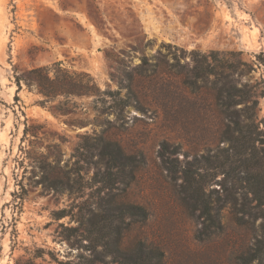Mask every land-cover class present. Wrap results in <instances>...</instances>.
Instances as JSON below:
<instances>
[{"label":"rangeland","instance_id":"1","mask_svg":"<svg viewBox=\"0 0 264 264\" xmlns=\"http://www.w3.org/2000/svg\"><path fill=\"white\" fill-rule=\"evenodd\" d=\"M159 51L157 72L142 71L141 59ZM194 53L245 63L254 71L235 78L260 82L264 0H0V264H241L263 222L237 220L242 167L228 158L214 77L198 90L184 84ZM54 62L75 80L87 74L95 93L50 102L24 86L17 93L15 72ZM110 143L131 162L108 169L101 152ZM39 162H57L73 191L39 184ZM183 170L221 228H206L181 191Z\"/></svg>","mask_w":264,"mask_h":264},{"label":"trees","instance_id":"2","mask_svg":"<svg viewBox=\"0 0 264 264\" xmlns=\"http://www.w3.org/2000/svg\"><path fill=\"white\" fill-rule=\"evenodd\" d=\"M164 48H174L170 45L162 46ZM263 53L256 57L258 67L261 69L260 82L250 85L242 83L239 78H235L237 73L239 76L254 71L245 63L236 65H228L226 62L216 60V54L211 53L212 62H208V57L200 56L194 53V66L185 73L184 84L187 87L198 90V80L204 81L208 76H213L212 92L215 99V104L226 122V134L229 138L225 141L229 143L227 152L228 158L236 159L235 161L242 167V202L237 213L239 222L244 221V216L250 219L254 225L257 218L262 219L261 236L256 239L252 251L246 256H241V264H251L255 259L262 261L264 254V117L258 119L256 110L258 108V97L264 99V57ZM160 51L152 58L150 62L146 57H143L140 62L142 71L151 69L156 73L161 62ZM239 66L243 69L240 73L237 72ZM245 69V70H244ZM225 71H228L226 73ZM184 74V73H183ZM84 80H75L73 76L62 66L60 62H54L46 67H36L26 71L24 74H14V80L17 87V93L24 86L27 90L35 91L40 96L44 97L48 102L56 99L58 96L76 95V94H94L96 87L92 79L87 75H83ZM261 88L259 94L257 90ZM124 107L129 106L127 99L121 101ZM242 107L237 109V106ZM27 126L24 124V134H26ZM110 151L104 147L101 156L104 159L105 166L110 169L116 163L122 160L131 162L130 158L126 157L117 144H108ZM124 163V162H123ZM167 171L170 174H175L168 166ZM39 171L41 177L38 183L43 187L60 192L71 193L74 186L69 183L68 172L54 163V165L39 162ZM182 185L181 191L189 196L194 207L201 209V216L204 219L206 228H221L217 217L210 213L209 204L202 199V185L195 179V175L188 170L181 171ZM77 184V182H74ZM26 191L24 186L19 184V191L12 194L13 207L17 209V213L21 212L22 202ZM199 194V195H198ZM254 204V205H251ZM127 209V210H126ZM126 211L131 216L146 217V212L143 208L136 205H128ZM56 219L65 217L64 211L55 212ZM15 221V219H14ZM248 221L246 220L245 223ZM249 223V222H248ZM85 264H93L91 259H88Z\"/></svg>","mask_w":264,"mask_h":264}]
</instances>
